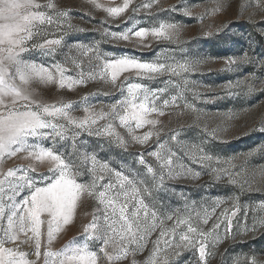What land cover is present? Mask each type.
<instances>
[{
  "label": "rangeland",
  "instance_id": "1",
  "mask_svg": "<svg viewBox=\"0 0 264 264\" xmlns=\"http://www.w3.org/2000/svg\"><path fill=\"white\" fill-rule=\"evenodd\" d=\"M54 2L69 15L52 26H41L40 33L29 42L28 50L21 53V58L29 63L50 69L61 64L66 68L65 77L72 79L79 78L81 72L93 71L94 65L102 67L103 60L124 57L166 65L187 62L193 70L181 76L164 74L155 79L138 77L134 72L124 73L115 86L98 78L72 90L61 89L56 84L34 83L38 99L70 103L69 111L77 118H83L85 108L108 112L112 105L127 98L129 84L139 83L153 92L166 89L158 94L156 101L166 115H150V119L160 121L155 129L151 125L135 129L134 134L138 136L148 131L159 132V136L154 134L143 145L132 140L127 129L120 127L118 119L110 122L125 139L126 147L115 137L96 136L97 126H93L90 135L89 131L71 128L63 119L59 123L70 129L65 132L66 139L29 137V143L54 149L73 161L78 183L88 185L93 181L91 163L84 160L85 155H95L101 164H107L112 170L100 173L104 179L97 177L98 188L109 182L116 184V171L138 181L141 198L156 211L157 223L164 222L162 230L168 235L160 237L158 228L146 237L149 242L137 254V264H143L149 257L157 238L160 239L157 253L160 264H164L165 257L168 264H200L199 245L195 243L200 237L188 233V224L176 227L179 219L188 220L200 230H212L207 241L211 255L206 256V264H248L253 256L264 260V224L261 223L264 210L260 208L264 204V176L261 175L264 171V12L254 4L242 7L253 0H223V8L216 12L212 10L217 0H155L149 9L142 5L151 0H132L128 10L113 18L89 0ZM97 2L105 7H118L123 0ZM186 10L191 15H186ZM161 24L178 25L177 35L172 40L153 37L150 30ZM141 28L149 30L144 38L134 35ZM124 33L129 34V39L113 38V34ZM45 39H60L61 44L55 46V52L41 50L37 45ZM81 45L95 50L89 53L91 61L77 51V46ZM96 55L101 60L97 61ZM76 64L81 66L76 67ZM172 96L178 97V106L170 104L164 108L163 101H171ZM185 104L192 107L184 108ZM105 123L99 121L101 127ZM173 135L176 140L172 139ZM154 152H159L162 159L151 155ZM202 156L211 159L201 162ZM141 157L144 164L140 163ZM169 157L171 165L165 163ZM27 163L19 158L3 157L0 171L18 168L17 175H23ZM149 166L153 173L147 172ZM229 173L240 174L234 177L237 183L229 182L233 178ZM28 175L41 187L53 174L47 165H38L37 171H29ZM7 195L12 193L8 191ZM27 195L29 191L25 187L16 199L20 201ZM10 202L7 196L0 200V203ZM97 207L103 209L94 199L83 197L72 223L52 242L51 250H58L74 237H80ZM96 214L100 216L102 211ZM205 214L209 218L206 225L203 224ZM169 216L173 219L168 220ZM216 224L220 226L213 228ZM173 228L175 233L171 231ZM42 231L46 241V227ZM182 235L193 239V244L185 247L187 242L181 241ZM89 246L98 253V264H107L99 253V245L90 242ZM22 250L34 252L28 245L22 246ZM42 261L43 257L41 264ZM121 264H130V259Z\"/></svg>",
  "mask_w": 264,
  "mask_h": 264
},
{
  "label": "snow or ice",
  "instance_id": "2",
  "mask_svg": "<svg viewBox=\"0 0 264 264\" xmlns=\"http://www.w3.org/2000/svg\"><path fill=\"white\" fill-rule=\"evenodd\" d=\"M97 9L103 8L109 16L115 18L121 16L129 9L132 0H123L121 6L105 7L97 0H89ZM151 0L144 3L143 8L152 7ZM254 4L260 12H264V0H253L242 7H252ZM223 8V0H217L213 12ZM135 10V9H133ZM186 15L191 12L185 11ZM69 15L54 0H0V158H19L28 163L25 166L24 174L17 175L18 168H8L0 171V200L5 196L10 203H0V264H98V253L90 249L92 245H99V253L103 254L107 264H121L129 261L130 264H137L136 256L145 249L149 242L146 237L158 228L161 229L160 237H165L168 232L163 229V221L157 223L156 211L149 208V205L141 198V189L138 181L120 171L115 172L116 184L109 182L106 185L96 183L97 177L104 179L100 173L111 172L107 164H101L95 155H85L84 160L90 161L93 173L91 184L78 183L74 172V163L65 159L54 149L40 147L37 144H30L29 137L49 138L57 137L66 139L65 124L59 123L61 119L66 121L71 128L89 131L93 134V126L96 136L115 137L116 141L126 147L125 139L115 131L110 121L119 120V125L127 129L132 140L141 145L146 144L155 134L159 132L148 131L142 136L134 134L135 129L145 125L155 126L160 123L158 119H150L155 113L160 117L166 112L157 106L159 93L166 89H157L155 92L145 88L142 84L133 83L128 85V96L117 104L112 105L108 112L103 110L96 112L89 108L84 109L83 118L74 117L69 111L72 108L70 103H48L37 98L34 83L50 85L56 84L59 88L72 90L75 86L86 83L88 80L102 79L112 83L114 86L124 73H135L138 77L155 79L157 76L170 74V76H181L182 73L193 70L189 63H177L166 65L164 63L140 62L132 58H120L103 60L100 64L93 66V71L85 74L80 73L79 78H66V68L61 64H55L50 69L44 65L29 63L21 58V53L28 50L29 42L33 41L41 31V26L47 24L52 26L61 18ZM151 35L157 39L163 38L172 40L179 31V26L174 24H161L159 28L150 30ZM149 30L141 28L136 31V37L144 38ZM113 38L129 39V34H113ZM61 44L60 39H45L37 45L41 50L55 52V46ZM80 55L89 57V53L95 50L86 46H77ZM92 57H89L91 61ZM97 61L101 60L99 55L95 56ZM230 63L232 61H229ZM75 63V59L73 60ZM76 64V67H80ZM142 94V95H141ZM177 96H172L171 101H163L164 108L170 104L177 105ZM185 104L184 108H191ZM121 110L123 114H121ZM195 110V109H193ZM99 121H106L101 127ZM134 123V128H133ZM51 129L50 132L42 130ZM173 135L172 139L176 140ZM151 155L158 160L162 159L159 152ZM211 157H200L203 160H210ZM140 163L145 161L141 157ZM171 165V157L165 161ZM38 165H47L48 171L53 175L44 186L37 187L28 175L29 171L35 173ZM148 173H153L151 166L147 167ZM171 172V169H170ZM230 183H237L235 176ZM264 176V171L261 173ZM219 178V177H217ZM27 187L29 195L17 201L16 196L21 189ZM34 189V190H33ZM102 189V190H100ZM10 191L12 195H7ZM89 197L102 205L91 213V220L84 225L80 237H74L58 250H51L52 242L57 236L72 223L76 210L83 197ZM264 210V204L260 206ZM102 211L98 216L96 213ZM235 215V211H233ZM172 220L173 217H167ZM6 221V224L4 223ZM209 218L205 214L203 224H208ZM264 224V220L261 221ZM181 224H188V233L198 234L200 239L195 240L199 245L200 264H206V256L211 255L207 251L209 237L212 230L204 231L191 226L188 220L179 219L176 227ZM220 225H213L218 228ZM46 227V241L43 239L45 233L42 228ZM228 227L231 229V218H228ZM175 233V228L171 229ZM181 241L187 242L185 247L193 244V239L188 235H182ZM81 240L83 243H81ZM168 243L167 240L164 241ZM160 239L154 242L153 251L143 264H160L157 253L160 251L158 245ZM28 245L34 252L22 250V246ZM179 247V245H177ZM34 255L35 259H29ZM164 264H168V258H164ZM248 264H264V260L253 256Z\"/></svg>",
  "mask_w": 264,
  "mask_h": 264
},
{
  "label": "trees",
  "instance_id": "3",
  "mask_svg": "<svg viewBox=\"0 0 264 264\" xmlns=\"http://www.w3.org/2000/svg\"><path fill=\"white\" fill-rule=\"evenodd\" d=\"M248 47H249V46H248ZM248 47H247V48H248ZM248 49H249V48H248Z\"/></svg>",
  "mask_w": 264,
  "mask_h": 264
}]
</instances>
